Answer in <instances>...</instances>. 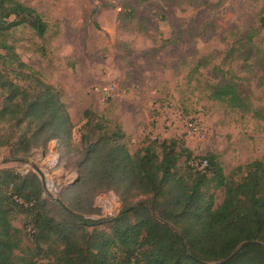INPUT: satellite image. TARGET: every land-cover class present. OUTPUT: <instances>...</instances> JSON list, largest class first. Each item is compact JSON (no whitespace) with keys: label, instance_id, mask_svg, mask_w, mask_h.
Here are the masks:
<instances>
[{"label":"rangeland","instance_id":"374dc122","mask_svg":"<svg viewBox=\"0 0 264 264\" xmlns=\"http://www.w3.org/2000/svg\"><path fill=\"white\" fill-rule=\"evenodd\" d=\"M19 1L41 16L47 31L39 37L21 26L7 36L8 43L29 69L59 91L73 131L67 145L53 140L46 149L21 156L23 161L13 160L11 149L2 148L0 171L38 175L43 197L70 208L75 194L71 187L79 180L82 136L91 131L85 127L86 111L107 121L111 130L121 129L132 154L157 140L178 139L194 157L214 155L225 175L235 179L240 178L238 167L264 162V0ZM226 85L239 101L217 98ZM191 119L201 122L204 139L186 137V121ZM14 124H0L12 143L21 134ZM215 196L219 205L222 194ZM114 203L119 204L116 209ZM123 207L115 192L99 194L91 200L94 213L84 217L106 221ZM56 218L64 220L58 213ZM31 221L19 211L12 214L13 226L24 231L23 246L35 248L28 233ZM108 228L103 223L96 229ZM43 257L37 256L39 264H47L40 261Z\"/></svg>","mask_w":264,"mask_h":264},{"label":"trees","instance_id":"16d2710c","mask_svg":"<svg viewBox=\"0 0 264 264\" xmlns=\"http://www.w3.org/2000/svg\"><path fill=\"white\" fill-rule=\"evenodd\" d=\"M21 26L39 37L47 31L33 8L0 0V124L15 122L13 128L21 131L15 143L0 131V150L10 148L15 161L53 140L67 145L73 131L59 91L29 69L8 43L7 36ZM220 89L218 99L239 101L231 86ZM84 115L91 131L82 136L70 208L43 197L38 175L0 171V264H39L40 253L47 264H264L263 161L238 167L240 178L235 179L225 175L214 155L194 157L178 139L157 140L132 154L121 129L111 130L90 111ZM194 159L208 161L204 172L192 169ZM110 192L118 194L122 211L106 221L86 219L94 213L92 198ZM215 192L223 197L219 205ZM140 197L146 199L131 203ZM17 211L32 217L28 233L35 248L23 246L24 231L12 224ZM103 223H109L108 231L96 229Z\"/></svg>","mask_w":264,"mask_h":264},{"label":"built area","instance_id":"2783aa9c","mask_svg":"<svg viewBox=\"0 0 264 264\" xmlns=\"http://www.w3.org/2000/svg\"><path fill=\"white\" fill-rule=\"evenodd\" d=\"M185 135L187 138H197V139H204L205 134H204V129L203 126L201 125V122L199 120L191 119L189 121H186V130H185ZM190 166L195 172H204L208 166V161L207 160H199V159H194L190 162ZM104 198L100 199V204L104 205L103 208L108 203ZM106 204V205H105ZM115 204V209L118 207L119 204ZM109 213L113 214L115 210L113 211H108ZM29 232H32L31 229H29Z\"/></svg>","mask_w":264,"mask_h":264},{"label":"water","instance_id":"95a60500","mask_svg":"<svg viewBox=\"0 0 264 264\" xmlns=\"http://www.w3.org/2000/svg\"><path fill=\"white\" fill-rule=\"evenodd\" d=\"M241 247H242V246H241ZM241 247H240V248H241ZM240 248H239V249H240Z\"/></svg>","mask_w":264,"mask_h":264}]
</instances>
